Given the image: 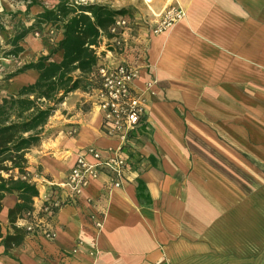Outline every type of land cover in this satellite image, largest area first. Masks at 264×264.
I'll list each match as a JSON object with an SVG mask.
<instances>
[{"label": "crops", "instance_id": "0c3cea01", "mask_svg": "<svg viewBox=\"0 0 264 264\" xmlns=\"http://www.w3.org/2000/svg\"><path fill=\"white\" fill-rule=\"evenodd\" d=\"M59 1L38 0L28 23ZM94 1L134 6L140 21L131 20L125 52L108 51L105 34L97 50L99 62L140 68L133 90L145 97V116L122 150L132 169L119 187L106 176L91 181L48 217L55 238L27 231L8 252L0 244V264H264V0ZM29 2L11 8L10 0H0V63L8 62V73L54 46L46 34L32 32L19 42L24 50L18 56H4L18 21L26 20L24 13L12 18L7 12H24ZM169 5L184 17L153 33ZM56 35L57 42L63 32ZM62 58L60 50L51 60ZM37 77L35 69L4 77L9 82L0 101ZM94 83L69 93L41 143L27 152L28 174L42 177L33 198L37 212L47 193L67 196L63 184L86 147L120 144L103 129ZM18 200L16 193L3 199L4 235L8 210Z\"/></svg>", "mask_w": 264, "mask_h": 264}, {"label": "trees", "instance_id": "16d2710c", "mask_svg": "<svg viewBox=\"0 0 264 264\" xmlns=\"http://www.w3.org/2000/svg\"><path fill=\"white\" fill-rule=\"evenodd\" d=\"M36 3L37 0H31L24 12H7L12 18L24 13L26 20L18 21L16 32L9 39L12 48L3 52L4 56H18L24 50L19 42L29 33L41 30L42 24L51 23L55 31L59 29L63 32V37L54 43L49 54L26 62L5 77L12 78L28 69L38 71L34 82L20 86L17 92L7 94L0 101V212L6 195L16 193L19 198L8 210L10 230L6 235L0 226V244L5 246V252L24 240L27 231L18 226L17 221L26 211L33 209V198L39 194L37 185L24 177L29 166L27 152L41 143L46 134V124L69 93L95 84L99 65L96 48L101 37L105 34L112 38L109 28L115 17L128 15L129 11L127 7L114 8L95 1L77 3L75 0H60L53 7L45 6L29 24V8ZM60 50L63 52L61 61L51 60L52 55ZM145 129V126L141 127L140 132ZM132 134L131 131L129 138ZM124 148L125 145L122 150ZM144 189V183L139 180V198Z\"/></svg>", "mask_w": 264, "mask_h": 264}, {"label": "built area", "instance_id": "2783aa9c", "mask_svg": "<svg viewBox=\"0 0 264 264\" xmlns=\"http://www.w3.org/2000/svg\"><path fill=\"white\" fill-rule=\"evenodd\" d=\"M75 1L87 2V0ZM184 15L181 8L169 5L160 13L157 23L152 26V32L156 34L169 29ZM130 23L131 19L128 15L115 17L109 28L112 38L107 39L108 51L121 53L128 49L127 32ZM50 32L55 33L54 27H51ZM35 34L39 35L40 30ZM96 49L98 50V47ZM139 73L140 68L128 62L118 64L99 62L96 71L99 85L96 89L97 104L103 113L102 126L108 135L117 137L120 144L116 147H108L106 150L90 145L80 152L63 184L67 188V196L63 198L57 196L55 191L47 193L38 212L31 209L19 218L20 225L26 231L40 233L50 239L55 238L56 231L50 226L47 218L65 203L76 200L91 181L106 176L110 179L111 186L122 185L127 173L132 169L131 158L122 151V147L128 141L130 132L140 125L145 116V97L133 90V82ZM154 83L155 80H152L147 85L149 87ZM24 177L35 184L42 179L39 173L34 176L27 174ZM97 225L101 227L102 220H99Z\"/></svg>", "mask_w": 264, "mask_h": 264}, {"label": "rangeland", "instance_id": "374dc122", "mask_svg": "<svg viewBox=\"0 0 264 264\" xmlns=\"http://www.w3.org/2000/svg\"><path fill=\"white\" fill-rule=\"evenodd\" d=\"M11 1V4H10V7H15L17 8L18 6V1H21V0H10ZM38 1V0H37ZM42 1H45V0H42ZM88 1H92V0H87ZM129 9V11L127 12V14L131 17V20H132V23L133 25H137V23H139L140 21H138L137 18H135L137 16V8L134 7V6H129L127 7ZM35 34V33H34ZM46 34L48 36V38L52 41V43H55L56 41V31L55 33H51L50 30H47V29H42L40 30V35H44ZM35 36L37 37V35L35 34ZM3 41V40H2ZM1 39H0V45L3 46V43H2ZM6 64L4 63H0V94L4 91H6V88H7V83L9 81H3L4 77H6V75H8L9 73L6 72V67L8 66H5V65H8V62H5ZM10 65V64H9ZM11 73V72H10ZM2 75V76H1Z\"/></svg>", "mask_w": 264, "mask_h": 264}]
</instances>
